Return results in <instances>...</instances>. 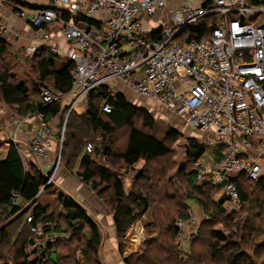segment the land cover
Here are the masks:
<instances>
[{
  "label": "built area",
  "instance_id": "built-area-1",
  "mask_svg": "<svg viewBox=\"0 0 264 264\" xmlns=\"http://www.w3.org/2000/svg\"><path fill=\"white\" fill-rule=\"evenodd\" d=\"M0 4L10 6L13 16L31 29L25 47L30 56L51 54L61 65L72 66L66 93L38 85L44 106L67 98L71 110L85 104L96 89L108 86L114 98L115 88L121 87L149 101L151 113L172 115L198 143L221 142L219 161L201 154L192 168L196 184L217 188L225 211L239 209L240 203L231 172L264 178V0H0ZM80 22L88 27H80ZM0 28L12 32L1 21ZM102 109L108 113L110 103ZM29 115L35 124L28 150L45 161L51 145L50 120L37 111ZM85 148L91 151L92 146L87 143ZM10 201L17 205L18 193L13 192ZM189 217L196 221L194 213ZM38 225L31 230L42 232ZM55 237L46 234L43 241L33 239L29 245L39 255Z\"/></svg>",
  "mask_w": 264,
  "mask_h": 264
},
{
  "label": "trees",
  "instance_id": "trees-1",
  "mask_svg": "<svg viewBox=\"0 0 264 264\" xmlns=\"http://www.w3.org/2000/svg\"><path fill=\"white\" fill-rule=\"evenodd\" d=\"M201 27L205 31L206 23H202ZM5 45L0 38V55L5 51ZM34 58H38V61L35 63V77L31 86L26 82L14 81L5 69H0V100L7 105L16 106L17 111L22 115L37 111L45 119H49L60 113V105L44 106L42 103L33 105L29 101V92L38 91L37 87L42 82H50L53 88L66 93L70 88L69 73L72 66H57V58L51 54L42 53L35 55ZM109 91L108 86L92 91L89 94L84 114L76 115L74 112L68 114L61 148L63 166L71 170L73 163L76 164L75 175L82 182L87 183L91 189H97L98 195L104 196L105 200L110 203L113 226L117 235L122 237L125 234L134 220L135 213L139 216L149 210L152 205L158 204L165 208L167 212L162 213L170 219L163 223L165 217L162 214L159 219H156V214H153L150 219L153 226L147 228L149 230L155 226L164 228L165 235L170 236V239L174 238L175 220L186 219L187 213H176L172 217L169 214L171 211L168 210L169 202L166 204L165 200H161L157 192L159 187L151 185L150 189H146L150 186L148 185L134 190L135 181H132V187L125 188L123 181L120 180L121 177L112 173L110 165L120 162L122 168L127 169L132 168L141 160L148 162L165 158L171 151L169 142L175 141L179 133L171 129L164 138H156L151 134L154 128L153 118L145 110L131 105L125 95L115 94L113 98L109 95ZM106 101L111 105L108 113L101 109V105ZM96 134L104 136L106 141L103 142V149L97 146L92 147L90 155L83 151V148L85 144L96 140ZM119 134L122 141L117 145ZM90 144L92 146L93 143ZM203 151V146L191 140L185 149V156L194 159ZM99 154L106 159L107 165H100L96 162L94 158ZM31 170L26 171L18 151L13 144H9L3 158L0 159V221L3 215H6L8 218L15 217L14 221L18 225L21 223L23 214L25 217L23 225L26 228L18 231L12 240L9 239L10 233L7 227L0 228V258L2 254H5L3 257L6 260L2 264H59L66 260L69 264L71 261L69 255H58L56 245L59 240L47 243L39 255L37 250L31 252L34 257H30V253L25 250L34 238L31 228L36 223H40L42 232L50 234L68 230L81 232L84 226H88L90 236L86 241L87 248L98 245V228L86 210L68 195H61L58 200L60 209L58 215L62 217L65 226L56 224L51 219L53 214L49 212L50 206L38 203L35 199L41 188L47 184L46 175L35 166ZM193 174L192 172L184 174V181L189 188H195L197 192L202 191V193L217 192V188L209 183L200 185L194 183V186ZM138 178H141V175L134 176L133 180ZM241 179L247 180V177H239L237 179L240 181L239 184H241ZM166 183L170 184L169 180L162 185L166 190L164 196L171 198V193L165 189ZM253 185L260 191V195L255 200L250 199L248 193L243 192L240 187L237 188L241 204H245L244 208L247 207L246 215L241 214L240 211L227 213L220 205V201L213 202L211 195L207 193L206 195L198 194L194 198L206 214L207 222L222 225L221 230H211L206 234L204 243V253L208 259L206 263L208 261V264L210 262L215 264H264V178L253 181ZM48 186L47 184L45 188L48 189ZM13 192L19 195L17 205H13L10 201ZM186 206V204L182 206L184 211H186ZM27 216L31 217L30 222L26 221ZM156 240H159L158 236L152 242ZM164 245L162 252H165V255L172 253L173 256H178L176 252L170 250L175 248L173 243ZM146 258V256H141L138 263L146 264L148 261ZM124 261L126 264H137L132 261V257H127ZM74 264L78 263L74 261Z\"/></svg>",
  "mask_w": 264,
  "mask_h": 264
},
{
  "label": "rangeland",
  "instance_id": "rangeland-1",
  "mask_svg": "<svg viewBox=\"0 0 264 264\" xmlns=\"http://www.w3.org/2000/svg\"><path fill=\"white\" fill-rule=\"evenodd\" d=\"M0 17L1 23L4 25L7 23L8 26L12 29V32L10 31V33H5V30H2L0 28V38L6 44L5 51L0 55V69H5L14 81L26 82L29 86H31L33 85L36 71L35 63L36 61H38V58H34L35 55L30 56L25 50V47L28 44L27 36L29 37L30 33L25 34L24 32L19 31V28L17 27L21 26L16 25V21H12V18L6 20V17ZM7 21H9L10 23ZM79 26L87 28L88 24L86 22H80ZM42 83H45L47 85L51 84L50 82ZM29 93V101L33 105L41 103V98L38 94V91H31ZM88 99L89 95L87 101ZM132 100L135 102V107L145 110L146 113L153 118L154 128L151 131L152 135H154L156 138H164L165 134L172 129L179 133V137L175 141L169 142L171 151L169 155L165 158H159L148 162L141 160L132 168L127 169L125 167L122 168L120 162L112 163L110 167L115 170V174L117 175L118 171H120L119 177H121L120 180L123 181L125 188L130 189L133 185L131 184L132 181H135V185L133 188L134 190H138L142 186L146 187L148 185L150 186L146 187V189H150L151 185L154 187H159L157 192L161 200H165L166 204L167 202H169V206L171 207L168 208V210L171 211L169 212V214L173 217L176 213H187L188 216L186 219L175 220V236L174 238L171 237L170 239V236L165 235L166 231L164 228L156 226V228L154 227L152 230H149L147 228L153 226L152 220H150L153 214H156V219L161 218L162 214L165 217L163 223L167 222L168 219H170L166 218L164 213H162L167 212L165 208L162 207V205L154 204L149 210L145 211L139 216H137L135 213V217L132 224L126 230L125 234L121 237L116 234L114 226H108V224L110 223V217L112 219L113 224V213L111 212V205L108 201L105 200L104 196L98 195L97 189H92L94 201H90L89 199L84 198L82 193L81 198H77L76 194H73L71 196L73 200L83 206V208L89 214L91 220L95 223L96 227L98 228L99 243L95 247H86V241L90 236V230L88 226H84L81 232H74L72 230H68L66 232L55 233L56 239L53 242H57L59 240V243L57 242L56 245L58 255H69L71 257V261L69 264H74V261H76L78 264H117L116 260L120 261L122 264H126L124 259L127 257H132V261L137 264H142L138 263V260L141 256H146L148 258L146 264H208V261L206 263V260H208L207 256L204 253V243L206 234L209 233L211 230H221L222 225L218 223L212 224L210 222H207L208 218L206 217V214L203 213L201 208L197 205L198 203L194 200V198H196L198 194L206 195L207 192H197L195 188H189L184 181L185 173H193L192 167L193 160L195 159L187 158L184 152L189 144V141H193V139H195V136L190 135V133L185 131L180 126V124L182 125V123L179 121L178 122L180 124L177 123L172 115L160 113L158 111L151 113L149 111L151 107V103L149 101H145L144 99L140 98H132ZM105 103H107V101L103 104ZM103 104L101 105V109ZM102 111L104 110L102 109ZM29 114L27 113L26 115H22L17 111L15 106L7 105L0 100V132L6 131L9 134L11 132L10 138L12 137L14 140H19L17 139V131L21 130L22 134H25L27 131V134L29 136L26 141L17 145H22L21 147H24L27 150L24 154L27 153L28 155L29 153V157L27 156L28 160L31 161L30 164L34 165L35 168L40 170L39 163H45L46 165L50 166V168H47V171L49 172L45 174L46 180L49 181V188H45L47 184L44 185L43 188H41V193L39 194L37 198L38 201L36 202L48 204L50 206L49 212H52L53 214L51 219L54 220L56 224L64 227L65 222L62 220V217L58 215V212L60 211L58 204L59 195H68L67 192L72 189V184H75V182L80 181L78 176L75 175L76 164L73 163L71 170L65 169L63 166V157L61 156L63 133L65 123L67 121L65 120V118L67 114L61 113L60 118H58L59 124L54 129L55 137L54 140H52L54 144L52 145L51 141L52 146L50 145L51 149L49 147L48 158L45 161L38 160L36 156L28 150V143L34 135L33 128L35 124V121L31 120V118L29 117ZM137 122L139 121L137 120ZM96 135V140L90 143H93L92 147L97 146L99 149H103V142H105L106 140L104 139V136L100 134ZM117 137L118 140L116 141V144L118 145V143L120 144V142L122 141V138L120 134L117 135ZM195 141L196 139L194 140V142ZM85 145L83 151H86V153L91 155L92 149L91 151L86 150ZM198 145L204 147V151L201 154L202 156H205V159L209 158L215 162L221 159V142H204L199 143ZM19 150L22 151L23 149ZM2 155L3 153L2 151H0V157ZM94 159L100 165L105 166L108 164L106 159H104L100 154ZM23 161L25 162L24 167L28 171H32L30 169L31 167H29L27 159H24ZM138 175H141V178L133 180V177H136ZM193 175L195 181V174ZM230 175L231 179L234 181V184L236 186L238 196V189L240 187L243 192L248 193L250 199H257V197L260 195V191L253 185V181H257V179H251L246 176L247 180L241 179V184H239L240 181H238L237 179L241 176L245 177V175L239 174L237 171L231 172ZM166 180H169L170 184L166 183L165 189H168V191L171 193V198H167L166 196H164L166 190L163 189L162 185H164ZM195 182H193V185ZM207 194L211 195V199L213 200V202L216 203L220 201V205H222L223 207L225 206V203L223 204V200L218 197L217 192L213 191L212 194ZM184 204L187 205L185 208L186 211L182 209V206ZM243 205L245 204H241L240 202L236 205L239 209L230 212L228 210L226 211L227 213L240 211L241 214L246 215L248 210L247 207L244 208ZM209 210L211 211V208H209ZM190 213H194L196 215V221L190 220ZM3 216V219L0 221V226L3 225V227H7L10 233V240H12L16 236V233H18V231H21L26 228L23 225L25 218L23 214L21 216V223L18 225L14 221L15 217L8 218L6 217V215ZM178 222L184 224L181 227H177ZM41 226L42 224H40V226L38 225V228H41L42 230ZM32 234L34 240L43 241V238H45V235L47 233L45 234L39 231H32ZM157 236L159 240L152 242L153 239H157ZM106 242H108L107 247H105ZM166 243H173L175 248H172L170 250L176 252L178 256H173L174 254L172 253L165 255V252H162L164 251V244ZM109 244H111L112 247V250L110 251ZM26 248H28V251H32L30 250L29 246H27ZM2 255L4 256L5 254ZM3 256H1L0 258V264L6 261L4 260ZM67 261L68 260L64 262L62 261L59 264H68ZM210 264L215 263L210 262Z\"/></svg>",
  "mask_w": 264,
  "mask_h": 264
},
{
  "label": "crops",
  "instance_id": "crops-1",
  "mask_svg": "<svg viewBox=\"0 0 264 264\" xmlns=\"http://www.w3.org/2000/svg\"><path fill=\"white\" fill-rule=\"evenodd\" d=\"M0 16H2V17H6V20H9V18H12V21L13 20H15L16 21V25H20L21 27H17V28H19V31H22V32H24L25 34H29L30 32H31V29L27 26V25H25V23H23L22 21H20L19 19H17L16 17H14L13 16V14L11 13V7L10 6H6V5H2V4H0ZM1 18V17H0ZM11 21V20H10ZM7 22H9V21H7ZM10 23V22H9ZM43 54H46V53H43ZM47 55V54H46ZM58 62V61H57ZM59 64V65H58ZM57 65L58 66H62L59 62L57 63ZM117 88H118V90H117ZM114 91H116L115 92V94H123V95H125L126 96V98H127V101L131 104V105H133V106H135V102L132 100V98L133 99H136L129 91H127V90H124V89H121V87H116L115 88V90ZM60 105V113L59 114H57V115H55L54 117H51V118H49V120H50V124L52 125V129L50 130V140L52 141V140H54V137H55V134H54V129L58 126V124H59V122H58V118H60V116H61V113H64L65 112V114H67L66 115V118H65V120H67V116H68V114L72 111V112H74L76 115H82V114H84L85 112H86V109H87V103H85V104H79V105H76V106H74L73 107V109H71V110H69V107H68V100H67V98H64V100L62 101V103L61 104H59ZM15 108H16V106H15ZM61 125V124H60ZM17 134H18V138L17 139H19V140H14L12 137L10 138V135H11V132H10V134L8 133V132H6V131H1L0 132V151H2V153H3V155L0 157L1 159L3 158V156H4V154L6 153V150H7V147H8V145L9 144H13L14 145V147H15V149L18 151V153H19V156H20V158H21V160H22V162H23V165L25 166V162L23 161L24 159L26 160L27 159V161H28V164H29V167H34V165H31L30 164V162L31 161H29L28 160V157H29V153H28V155H27V153L26 154H24L27 150L24 148V147H21L22 145H17V144H21L22 142H25L26 141V139L28 138V134H27V131H26V133L25 134H22L21 133V130H19V131H17ZM31 136V135H30ZM193 140H195V139H193ZM198 143V142H197ZM54 144V142L52 141V145ZM199 144V143H198ZM51 145V146H52ZM51 146H50V149H51ZM53 148H54V146H53ZM19 149H23L22 151H20ZM185 153V152H184ZM28 156V157H27ZM41 165V166H40ZM39 167H40V170L44 173V175L46 174V173H48L49 171H47L48 169L47 168H50V166L49 165H46L45 163H39ZM25 168V167H24ZM30 168V169H31ZM26 169V168H25ZM26 171H28L27 169H26ZM30 171V170H29ZM47 171V172H46ZM111 171H112V173L114 174V175H116L117 177H119V174H120V171H118V175L117 174H115L116 172H115V170L114 169H112L111 168ZM194 173V172H193ZM46 177V176H45ZM79 180L80 181H77V182H75V184H72V189H70L67 193H68V196L69 197H71L73 194H76V197L77 198H81V196L83 195V197L84 198H86V199H89L90 201L91 200H93L94 201V197H93V192H92V189L90 188V186L89 185H87V183H84V182H82V180L79 178ZM41 193V191H39V193H38V195H37V197H35V199L37 200V198H38V196H39V194ZM81 193H82V195H81ZM95 193V192H94ZM62 195V194H61ZM61 195H59V197L61 196ZM35 199H33V200H35ZM59 199V198H58ZM38 201V200H37ZM39 203V202H38ZM78 203V202H77ZM42 204V203H41ZM79 205H80V203H78ZM45 205V204H44ZM48 205V204H47ZM81 207H83L82 205H80ZM86 213H87V211H86ZM88 214V213H87ZM88 216H89V214H88ZM110 225V227L111 226H113V224H112V219H111V217H110V223L108 224V226ZM1 227H3V225L2 226H0V228ZM108 242H106V245H105V247H107V244ZM27 246H29L30 247V250H32L33 248H32V246H30V245H27ZM109 246H110V248H109V251L110 250H112V247H111V244H109ZM25 251H27L28 253H30V257H34L32 254H31V252H35V249L34 250H32L31 252L30 251H28V248H26V250ZM115 259H116V257H115ZM117 261V264H122L120 261H118V260H116ZM1 263V262H0Z\"/></svg>",
  "mask_w": 264,
  "mask_h": 264
},
{
  "label": "bare ground",
  "instance_id": "bare-ground-1",
  "mask_svg": "<svg viewBox=\"0 0 264 264\" xmlns=\"http://www.w3.org/2000/svg\"><path fill=\"white\" fill-rule=\"evenodd\" d=\"M40 168V167H39ZM51 170V169H50ZM117 236V235H116Z\"/></svg>",
  "mask_w": 264,
  "mask_h": 264
},
{
  "label": "water",
  "instance_id": "water-1",
  "mask_svg": "<svg viewBox=\"0 0 264 264\" xmlns=\"http://www.w3.org/2000/svg\"><path fill=\"white\" fill-rule=\"evenodd\" d=\"M34 201V200H33Z\"/></svg>",
  "mask_w": 264,
  "mask_h": 264
}]
</instances>
